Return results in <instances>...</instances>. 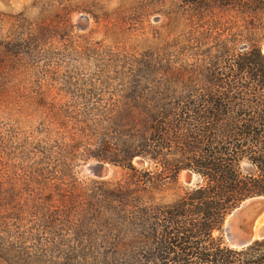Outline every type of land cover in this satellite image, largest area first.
Instances as JSON below:
<instances>
[{"label": "rangeland", "instance_id": "374dc122", "mask_svg": "<svg viewBox=\"0 0 264 264\" xmlns=\"http://www.w3.org/2000/svg\"><path fill=\"white\" fill-rule=\"evenodd\" d=\"M171 1L0 0V264H91L142 210L190 188L150 158L131 163L153 184L132 172L138 134L120 125L159 80L222 68L216 41Z\"/></svg>", "mask_w": 264, "mask_h": 264}, {"label": "trees", "instance_id": "16d2710c", "mask_svg": "<svg viewBox=\"0 0 264 264\" xmlns=\"http://www.w3.org/2000/svg\"><path fill=\"white\" fill-rule=\"evenodd\" d=\"M167 10L196 19L202 38L216 41L222 68L195 80L179 75L159 80L141 110L120 114V125L138 134L137 143L126 144L127 167L153 184L152 172L131 163L135 157L150 158L164 179L178 183L180 173L190 171L201 182L182 188L170 204L142 210L137 223L125 225L134 229L132 235L85 259L91 264H264V239L233 247L224 237L232 209L264 196V0H172ZM238 40L243 50L234 52Z\"/></svg>", "mask_w": 264, "mask_h": 264}, {"label": "water", "instance_id": "95a60500", "mask_svg": "<svg viewBox=\"0 0 264 264\" xmlns=\"http://www.w3.org/2000/svg\"><path fill=\"white\" fill-rule=\"evenodd\" d=\"M262 50L264 52V45ZM136 162L143 165L141 160ZM88 169L99 178H105L110 174V168L104 165ZM181 178L187 187L196 186L201 182V179L190 171H183ZM224 231L226 242L233 247L245 246L255 240L264 239V196L245 199L232 209L225 218Z\"/></svg>", "mask_w": 264, "mask_h": 264}]
</instances>
